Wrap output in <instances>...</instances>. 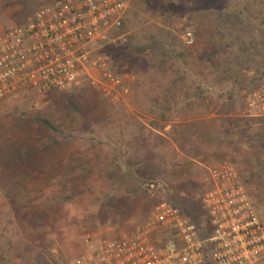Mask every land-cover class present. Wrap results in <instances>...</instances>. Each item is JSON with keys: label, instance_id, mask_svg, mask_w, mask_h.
<instances>
[{"label": "trees", "instance_id": "16d2710c", "mask_svg": "<svg viewBox=\"0 0 264 264\" xmlns=\"http://www.w3.org/2000/svg\"><path fill=\"white\" fill-rule=\"evenodd\" d=\"M53 1L56 0L51 2ZM44 2L45 0H0V23L6 21L3 19H6L4 16L9 8L17 7L22 10H20L21 16L16 25H23L30 16L45 5ZM225 3L200 14L202 19L193 28L195 46L198 47L195 53L178 51L179 37L168 30V26H173L174 23L172 16L164 19L163 28L148 26L144 31L145 40L142 44L135 42V34L128 36L125 40L119 39L115 42L116 58L119 56L124 59L131 53L133 59H147L148 69L155 70L157 74L167 73L170 69L176 74L168 89L164 90L165 102H160V97L154 99L152 102L157 106L154 111H147L151 117L146 120L147 124L136 122L134 131L129 132L131 135L129 141L133 147L125 146L128 147L126 150L129 153L128 157L124 158V151H122L124 146L121 142L120 146L117 145L119 141L111 132L103 135L110 119H103L100 125L91 124L86 129L80 130L64 119L61 110L56 109L58 115L42 116L36 124L30 125L25 130L20 150L9 160L10 164L14 163L18 168L14 169L13 173L5 174V171L1 172L0 168V183L4 188H8L6 195L12 202L21 198H25V201L29 199L21 192V188L28 181L25 176L19 177L22 169L50 160L62 149L67 136L75 137L74 140L78 142L77 150L70 157L74 159V162H70V173L66 176L67 183L70 185L57 191L47 192L37 205L33 201L26 203L30 206L35 205V209L28 217L30 225L46 227L49 225L47 224L49 212L56 217H64L69 214L70 205L80 204L88 197L117 207L115 212H93L88 208L90 217L99 219L103 213H109L113 219L119 218L123 223L127 217L137 214L142 218L138 224L142 225L150 219L154 206L160 202L150 192L152 183L158 186L160 183L173 182L177 186V191L180 194L181 192L187 193L191 200H194L195 191L199 189V195L203 197L212 187L211 179L209 178L207 185L199 180L193 182L192 179L196 175L193 167L183 166L180 163L174 165L173 161L170 162L173 164L171 165L167 159L158 154V151L159 147L168 144L173 145L175 152L191 156L190 152H193L197 143L199 141L210 142L209 138L212 134L218 137L222 134L236 137L237 140L233 141L235 152L241 156L240 164L244 170L240 172L247 177L245 184L249 194L253 197L254 190L258 188L264 190V117L243 116L239 113L240 109L235 101H231L227 105L224 103L217 106L213 117L182 119L181 121L169 119L168 121L166 112L170 110L160 107L163 103L179 104L180 86L183 82L182 71L201 61L206 62L205 69L213 72V81L210 84L205 78L207 82L204 85L207 86V90L210 91L213 87V96L216 94L219 100L226 99L230 94V91L224 88L226 84L231 85L233 83L231 81L238 78L234 76L235 72L236 75L241 72V69L233 64L240 55L234 50L236 35L231 30L235 26L242 25L245 19L253 15L251 9L257 8L262 25L258 33H261L264 38V0H237V2L225 0ZM136 26L137 23L133 22V28ZM185 27L186 25L183 24L180 31L184 32ZM115 35V31L112 32L111 38ZM240 37H249L248 43L255 48L257 33L252 34V30L247 27ZM240 51H247V46L243 44ZM197 67L200 68L202 65H197ZM234 69H239L240 72ZM261 70L257 71L256 77L248 86L247 94L256 90L264 82V68ZM190 76L193 81V71ZM193 83L197 85L199 91L191 97L186 96L188 102L194 99L203 101L205 92L200 90L199 82L193 81ZM14 96H16L15 101L16 98L23 100L28 96L38 95L32 90H27L20 91ZM134 97L137 103L138 92L134 94ZM112 106L114 107L113 104ZM64 110L80 115L82 108L70 101ZM167 126H169L168 130ZM118 134L121 133H117L116 137ZM131 149L132 152H130ZM60 166H62L60 162L53 164L54 169ZM167 201L180 208L197 224H200L207 214L203 200L193 202V204H184L176 202L173 197ZM259 203L255 202L257 207ZM119 207L124 209L120 210ZM9 214L8 217L6 213L4 215L0 213V261L4 259L6 263L20 261L21 264H50L48 255L27 240L21 224L13 218L12 212Z\"/></svg>", "mask_w": 264, "mask_h": 264}, {"label": "rangeland", "instance_id": "374dc122", "mask_svg": "<svg viewBox=\"0 0 264 264\" xmlns=\"http://www.w3.org/2000/svg\"><path fill=\"white\" fill-rule=\"evenodd\" d=\"M51 1L45 0L44 3L47 4ZM230 1L237 2V0ZM223 4H226L225 0H131L130 12L125 22L115 31L116 35L104 48V54L109 59L110 69L120 80L121 86H123L120 88V92L118 94L108 93L110 87L109 81H105L104 84L98 82L94 84L90 78H83L76 87L69 91H56L41 97L28 96L23 100L16 98L17 101H14L16 96H10L1 100V172L5 171L4 174L7 172L13 173L14 169L18 168L14 163L10 164L9 160L20 150L25 130L30 125L36 124V121L42 116L58 115L56 109L61 110L64 119L70 122L73 127L80 130L86 129L91 124L100 125L103 119H110L111 121L110 123L108 122L107 128L104 129L103 135H108L111 132L119 141L117 145L120 146L121 142L122 146H124L122 149L124 151V158L128 157L129 153L126 151L128 147L125 146H129V148L133 147V144L129 141L131 137L129 132L134 131L136 122L147 124L146 120L151 118L147 111H154L157 106L152 102L154 99L160 97V102H165L166 99L164 97L166 96L164 90L168 89L170 82L176 74H174L175 72L172 73L171 69L167 73L157 74L155 70L148 69L149 61L147 59H133L131 53L124 59L119 58V56L116 58L115 42L119 39L125 40L128 36L135 34V42L142 44L145 40L144 31L148 26L163 28L164 19L172 16L171 18L174 23L173 26H168V30H171L172 34L179 37V43L177 44L178 51L195 53L198 49L195 46L196 42L191 46H186L183 36L191 33L195 40L193 28L202 19L200 14L204 13L203 11L209 12L210 8L215 9V6ZM20 10L22 9L17 7L9 8L6 16H4L6 19H3L6 21L1 22L0 27L16 25V22L19 21L18 18L21 16ZM257 11V8H252L251 12H253V15L249 16V19H245L242 25L235 26L231 30L236 35L234 41L236 48L234 50L240 55L239 59L237 57L234 60L233 64L237 68H240L241 72L239 69H234L240 72V74H237V76L234 71V76L238 78L235 81H231L233 82L231 85L226 84L224 89L230 91L227 98L219 100L216 94L213 96V87H211L210 91L207 90V86L204 84L207 81L208 84L213 81V72L211 73L208 69H205L204 65L206 62L201 61L195 66H189L187 70L184 69L182 71L183 82L180 86L179 104H161L160 107L170 110V112H166L168 121L169 119L181 121L182 119L213 117L216 114L217 106H221L224 103L227 105L231 101H235L241 115L248 116L245 107V96L248 86L256 77L257 71L264 68V38L261 33H258V29L262 25L260 24L261 19ZM133 22L137 23V26L134 28ZM183 24L186 25L184 32L180 31ZM247 27L252 30V34L257 33L255 48L248 43L249 37H240V34ZM243 44L247 46V51L245 52L240 51V47ZM200 64L202 67H197ZM192 71L194 75L193 81L199 82L200 90L205 92V99L203 101L194 99V101L189 103L186 96L191 97L195 92L199 91L197 85L192 81V76H190L192 75ZM115 88L119 89L118 87ZM82 90H85V92H82ZM137 92L139 98L136 103L134 94ZM70 101H73L82 108L80 115L64 110L65 107H68ZM166 129L168 130L169 126ZM117 133L121 134H118L116 137ZM74 139L75 137L67 136L64 139L62 149L47 162L22 169L19 177L25 176L28 181L21 188V192L29 198L27 201H25V198H21L16 200V202H12L6 195V189L8 188H4L2 183H0V213L2 215L6 213L8 217L9 213H13V218L17 220L18 224H21L27 240L48 255L50 264H72L73 260L88 248L87 241L89 239L97 240L127 235L142 221L140 215L137 214L127 217L123 223L119 218L113 219L109 213H103L99 219L90 217L88 215V208L93 212H115L117 207L103 204V201L88 197L86 201L80 204L70 205L69 214L64 217H56L53 213L49 212V222L47 223L49 225L46 227L30 225L28 217L44 195L47 192L57 191L70 185L67 183L66 176L70 173V162H74V159L70 157L78 148V142ZM209 140L210 142L207 143L199 141L193 152H190L191 156L182 152H175L173 145L168 144L159 147L158 154L162 158L167 159L169 164L173 161L174 165L180 163L183 166L193 167L196 175L192 181L199 180L205 185L210 180L209 168L213 165L227 161L239 170H244L240 164L241 156L235 152V143L233 141L237 140L236 137L223 134L218 137V135L213 136L212 134ZM130 152H132V149ZM117 154L120 153L117 152ZM54 162H60L62 166L54 169ZM243 176L247 178L244 174ZM176 187V184L173 182L160 183L158 186L152 183L150 184V192L159 201L169 200L174 197L176 202L193 204V202H201L203 200L204 195L203 197L199 195V189H196L195 198L191 200L187 193L181 192V195ZM252 198L256 203L260 202L258 209L264 216V190L262 188L254 190ZM29 201H33L35 205H27L26 203ZM119 208L120 210L124 209L122 207ZM0 264L21 263L20 261L6 263L4 259H1ZM258 264H264V260Z\"/></svg>", "mask_w": 264, "mask_h": 264}, {"label": "built area", "instance_id": "2783aa9c", "mask_svg": "<svg viewBox=\"0 0 264 264\" xmlns=\"http://www.w3.org/2000/svg\"><path fill=\"white\" fill-rule=\"evenodd\" d=\"M131 0H56L23 25L0 27V101L20 91L39 97L69 91L83 78L109 81L118 94L105 46L126 20ZM194 44L191 33L183 36ZM118 87L119 89H116ZM125 91V89H123ZM123 92V91H122ZM250 117H264V82L246 94ZM211 189L200 224L167 200L150 219L121 238L88 240L72 264H258L264 260V216L245 178L230 162L209 168Z\"/></svg>", "mask_w": 264, "mask_h": 264}]
</instances>
